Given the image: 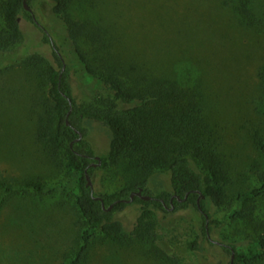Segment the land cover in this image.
Instances as JSON below:
<instances>
[{"label":"rangeland","instance_id":"obj_1","mask_svg":"<svg viewBox=\"0 0 264 264\" xmlns=\"http://www.w3.org/2000/svg\"><path fill=\"white\" fill-rule=\"evenodd\" d=\"M69 1L73 17L101 27V42L79 40L98 70L112 59H131L201 91L229 177L227 206L207 204L210 219L216 220L208 237L202 232L201 213L192 207L165 212L128 203L115 218L130 237L119 241L98 231L83 264H227L230 255L220 243L245 245L264 232V198L251 206L250 216L228 215L238 193L259 185L257 172L264 169V154L255 143L264 138V86L259 77L264 67V13L244 19L235 9L237 0ZM33 11L71 65L78 103L89 110L98 107L105 89L85 82L49 1L34 0ZM21 26L22 40L0 54V264H68L84 225L74 198L76 177L61 157H52L37 141L48 86L46 63L34 54L50 59L51 53L35 24L23 19ZM3 28L0 0V31ZM84 126L95 155H105L108 130L89 118ZM134 175L128 162L98 166L91 177L93 190L120 191ZM31 177L41 179L46 188L5 190ZM148 185L153 193L170 190L169 171L155 170ZM141 221L151 226V235L144 239L136 235ZM193 241L198 250L191 247Z\"/></svg>","mask_w":264,"mask_h":264},{"label":"trees","instance_id":"obj_2","mask_svg":"<svg viewBox=\"0 0 264 264\" xmlns=\"http://www.w3.org/2000/svg\"><path fill=\"white\" fill-rule=\"evenodd\" d=\"M48 1L51 12L68 34L74 57L84 72L85 82L94 81L97 88L105 89L99 106L89 110L76 100L70 82L71 65L61 55L47 30L36 21L34 0H2L4 28L0 31V54L10 51L22 40L23 19L35 24L42 33V40L50 47V59L40 53L34 54V58L46 63L44 77L48 86L47 101L38 117L36 138L52 157H61L64 166L76 177L74 198L84 225L79 232L80 244L68 264L84 263L98 231L119 241L130 237L124 224L115 218V212L128 204L116 201L129 198L132 191L153 197L146 200L135 195L129 202L139 204L143 209L152 206L168 212L194 208L202 215V232L208 237L211 224L216 220L210 219L207 204L219 208L227 206L229 177L228 167L217 144L215 124L207 114L201 91L188 84L184 86L169 75L158 74L151 64L143 66L147 63L131 59H112L111 63L106 62L98 70L79 40L87 37L93 42H101L104 38L101 27L73 17L69 0ZM237 1L235 9L244 19L259 17L264 13V0ZM259 77L264 86V67ZM88 118L109 132L108 149L100 157V165H93L97 163L96 155L86 138L84 120ZM255 143L264 154V138L256 139ZM121 161L128 162L132 167L135 174L133 182L116 192L96 194L92 191L85 174L92 177L98 166L104 168ZM159 169L169 171L171 189L153 193L148 185V176ZM257 179L258 186L238 193L236 205L228 214L230 218L250 216L251 206L264 198V169L257 172ZM45 188L41 179L31 177L17 185H6L5 190L9 193L21 189L42 192ZM186 194L187 198L183 201L174 197V208H168L171 207V196L184 198ZM96 196L103 199L104 206ZM198 198L202 211L197 207ZM2 202L0 196V210ZM111 203H115L113 208L107 210ZM150 229V225L141 221L136 235L147 238L151 235ZM220 245L230 255L227 264H257L264 260V232L245 245L234 242ZM191 247L194 250L200 248L197 241H193Z\"/></svg>","mask_w":264,"mask_h":264},{"label":"water","instance_id":"obj_3","mask_svg":"<svg viewBox=\"0 0 264 264\" xmlns=\"http://www.w3.org/2000/svg\"><path fill=\"white\" fill-rule=\"evenodd\" d=\"M26 7H27V9L28 10H30V8H29V6H27L26 5ZM81 136V134H79V137ZM79 139V138H78ZM71 145H72V143H71ZM95 159L97 160V163H93V165H100L101 164V160H100V157L99 156H95ZM85 177H86V180H87V184L90 186V188H91V190L93 191V184H92V181H91V177L86 173L85 174ZM139 196L140 198H142V199H151V198H153L152 196H150V195H145V194H142L140 191H132L131 193H130V195H129V198H127V199H120V200H117L116 202H125V203H129V202H131L132 200H133V197L134 196ZM187 195L188 194H186L185 195V197L184 198H180L178 195H173L172 197H171V201H172V199L175 197V198H177L178 199V201H183V200H185L186 198H187ZM96 199H98V200H100L101 201V203H102V205L104 206V202H103V199L100 197V196H96L95 197ZM115 202V203H116ZM115 203H111L106 209L107 210H111L112 208H113V206H114V204ZM197 207L199 208V210L200 211H202V209H201V207H200V204H199V198L197 199ZM174 208V206H173V204H172V206H171V209H173ZM205 215V219L207 220L208 218H207V215L206 214H204ZM207 235H209V233L207 234ZM233 254H232V258H233Z\"/></svg>","mask_w":264,"mask_h":264},{"label":"flooded vegetation","instance_id":"obj_4","mask_svg":"<svg viewBox=\"0 0 264 264\" xmlns=\"http://www.w3.org/2000/svg\"><path fill=\"white\" fill-rule=\"evenodd\" d=\"M172 197V196H171ZM171 197H170V199H169V203L171 204V206H172V204H173V199H172V201H171ZM164 204V206L165 207H168L167 205H166V203H163ZM169 209H171V207H168ZM172 210V209H171Z\"/></svg>","mask_w":264,"mask_h":264}]
</instances>
